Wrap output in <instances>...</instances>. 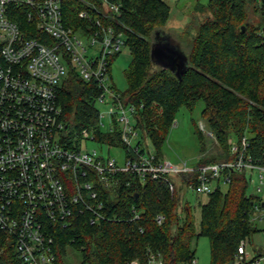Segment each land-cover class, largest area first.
Segmentation results:
<instances>
[{
	"label": "built area",
	"instance_id": "obj_1",
	"mask_svg": "<svg viewBox=\"0 0 264 264\" xmlns=\"http://www.w3.org/2000/svg\"><path fill=\"white\" fill-rule=\"evenodd\" d=\"M260 11L264 0H246ZM123 0H0V231L12 239L22 264H52L51 228L70 223L75 213L89 222L110 219L103 195L112 193L127 175L139 181L161 179L208 193L226 183V170L254 173L260 191L264 163L247 151V138L230 142V158L204 164L170 161L144 153L138 136L135 105L110 81L111 59L125 47ZM252 9V8H251ZM67 75L92 82L94 121L79 129L62 117L57 92ZM117 136L119 141L103 140ZM123 148L118 162L86 140ZM175 179V180H174ZM252 204L251 219L264 215ZM130 219L139 217L131 204ZM160 223L161 214L154 216ZM245 258L244 241L235 264ZM148 251L147 264H160ZM126 264H139L136 259ZM176 264H195V258ZM249 264H259L258 259Z\"/></svg>",
	"mask_w": 264,
	"mask_h": 264
},
{
	"label": "trees",
	"instance_id": "obj_2",
	"mask_svg": "<svg viewBox=\"0 0 264 264\" xmlns=\"http://www.w3.org/2000/svg\"><path fill=\"white\" fill-rule=\"evenodd\" d=\"M122 7L129 62L123 70L126 88L121 93L135 105L136 126L148 137L155 155L161 156V144L177 109H191L201 99L200 114L215 144L195 126L196 164L230 158V142L242 135L252 158L264 163V7L258 11L249 8L246 0H210L207 15L190 40L187 66L179 78L154 66L149 58L154 32L162 30L169 7L162 0H123ZM96 91L92 82L75 75L61 81L57 98L68 125L79 129L94 121ZM102 138L119 141L117 136ZM210 145L213 150L208 151ZM226 172L225 190L219 186L204 193L197 229L190 205L180 200L179 185L170 191L164 180L139 181L124 175L115 191L103 195L110 219L89 222L86 214L75 213L68 225L51 228L52 264H66L67 246L78 252V264H126L132 259L147 264L148 251L158 253L160 264L183 263L194 257L190 241L199 235L208 239V264H235L237 245L250 241L260 229L250 215L252 204L260 205L263 196L246 192L250 178L244 170ZM131 204L139 210L137 219L129 218ZM156 214L163 217L160 223ZM259 255L255 250L239 264H249ZM0 264H22L12 239L2 231Z\"/></svg>",
	"mask_w": 264,
	"mask_h": 264
},
{
	"label": "rangeland",
	"instance_id": "obj_3",
	"mask_svg": "<svg viewBox=\"0 0 264 264\" xmlns=\"http://www.w3.org/2000/svg\"><path fill=\"white\" fill-rule=\"evenodd\" d=\"M168 7L169 13L164 25L161 27L163 33L168 36L172 43L176 44L184 53H188L190 40L194 36L200 22L203 21L207 15L206 6L210 0H162ZM250 11V10H249ZM264 35V29L262 30ZM129 62V52L125 46L120 52L115 55L110 61L109 77L111 83L115 88L123 92L126 88V81L123 75V70ZM203 103L198 99L191 109L185 106H180L174 114L172 123L163 140L160 151L161 156L164 158L175 161L177 159H184L188 163H195L199 156V145L196 134L194 132L195 126L200 130L206 140H212L215 144L214 137L207 129L204 118L200 114V109ZM138 136L131 141L134 144L138 137H141V147L146 151L153 152L154 149L149 139L145 135H141L138 131ZM230 140L234 138L231 136ZM86 147H94L96 150L120 162L123 159V148L120 146H108L105 143L96 140H86ZM209 145V144H208ZM212 145L207 147L208 151L213 150ZM206 150V151H207ZM208 153H204L207 155ZM175 180V179H174ZM258 186L257 178L252 173L250 180L247 182L246 192L251 194H264V186L261 190H256ZM220 190H225L226 184H220ZM180 200L190 205L191 219L194 228L198 227L199 219V203L203 202L206 198L204 193H196L188 187L180 188ZM257 227L260 228L252 233L250 241H244L245 258L249 259L253 256L255 250H259L258 256L259 264H264V215L256 220ZM262 228V229H261ZM190 246L193 249L195 264H208L209 259V246L208 239L205 235H199L191 238ZM63 260L66 264H78L79 255L71 246L66 247Z\"/></svg>",
	"mask_w": 264,
	"mask_h": 264
},
{
	"label": "water",
	"instance_id": "obj_4",
	"mask_svg": "<svg viewBox=\"0 0 264 264\" xmlns=\"http://www.w3.org/2000/svg\"><path fill=\"white\" fill-rule=\"evenodd\" d=\"M156 38L159 41L155 42ZM149 58L154 66L168 70L177 78L187 66L185 53L176 44H170L168 36L162 30L154 32Z\"/></svg>",
	"mask_w": 264,
	"mask_h": 264
},
{
	"label": "flooded vegetation",
	"instance_id": "obj_5",
	"mask_svg": "<svg viewBox=\"0 0 264 264\" xmlns=\"http://www.w3.org/2000/svg\"><path fill=\"white\" fill-rule=\"evenodd\" d=\"M157 39H159V38H156L154 41H155V42L159 41V40H157ZM169 43H170V44H174V43H172L171 40H169Z\"/></svg>",
	"mask_w": 264,
	"mask_h": 264
}]
</instances>
